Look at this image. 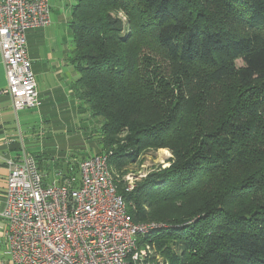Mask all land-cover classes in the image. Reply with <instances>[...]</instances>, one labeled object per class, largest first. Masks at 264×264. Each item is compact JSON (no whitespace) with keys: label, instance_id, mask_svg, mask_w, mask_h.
Masks as SVG:
<instances>
[{"label":"trees","instance_id":"1","mask_svg":"<svg viewBox=\"0 0 264 264\" xmlns=\"http://www.w3.org/2000/svg\"><path fill=\"white\" fill-rule=\"evenodd\" d=\"M68 23L111 172L171 154L125 194L135 221L166 224L139 241L151 260L264 264V0H77Z\"/></svg>","mask_w":264,"mask_h":264},{"label":"built area","instance_id":"2","mask_svg":"<svg viewBox=\"0 0 264 264\" xmlns=\"http://www.w3.org/2000/svg\"><path fill=\"white\" fill-rule=\"evenodd\" d=\"M49 24V0H0V55L14 110L40 106L25 35ZM4 163L1 217L12 264H162L139 241L163 223L135 221L125 196L142 177L113 174L108 154L77 161L59 184L45 183L32 156Z\"/></svg>","mask_w":264,"mask_h":264},{"label":"crops","instance_id":"3","mask_svg":"<svg viewBox=\"0 0 264 264\" xmlns=\"http://www.w3.org/2000/svg\"><path fill=\"white\" fill-rule=\"evenodd\" d=\"M30 30L25 35L26 45H29L34 39ZM40 39L41 36L38 39V43ZM32 53L34 54L33 50ZM37 53L39 52L37 51ZM27 55L36 80L40 106L20 110L13 109L11 98L5 92L7 89L6 76L0 55V261H3L4 264H12L7 254L5 242L4 232L6 230V223L1 217L4 209L8 175V169L4 161L12 158L20 159L23 155L32 156L40 172L44 175L45 183L59 184L62 182L61 178L68 174L69 168L72 165L91 156L87 155L79 160L75 158L70 160L63 157H47L44 153L45 151L42 153L35 151L37 148H35L33 142L34 140H38L41 132L48 131L45 128L50 126L48 132L57 133L55 128H51L56 121H72V125H75V128L79 129V131L89 130L94 125L92 124V120H90L92 118L87 106L78 98L76 92L75 94L72 92L76 91L73 89L72 84L78 79L79 75L73 67L67 66L66 63H68L69 58H67V62L64 61V67H62L59 66V58H53L48 52L47 54L44 53L43 56L47 62H56L48 63L50 67H46L42 65L40 56L33 57L29 52H27ZM78 100L81 102V105L80 103L78 104ZM74 108H77L76 111H78L79 118L76 117L77 119H75L73 114L74 111H70L74 110ZM85 114L86 119L82 120V116ZM101 124L99 123V125ZM51 129L55 132H52ZM77 134L80 135L79 133ZM95 148L94 155L100 150L97 145Z\"/></svg>","mask_w":264,"mask_h":264},{"label":"rangeland","instance_id":"4","mask_svg":"<svg viewBox=\"0 0 264 264\" xmlns=\"http://www.w3.org/2000/svg\"><path fill=\"white\" fill-rule=\"evenodd\" d=\"M76 3L77 0H49V26H47V28H34L30 30L34 39L29 45H26L27 52H29L33 57L40 56L41 63H43L42 65L50 67L48 63H56L55 61L47 62L44 59L43 54H47V52L50 53L53 58H59V66L62 67H64V61L67 62V58H70L72 35L68 22L71 19L72 7H74ZM125 29H127V27ZM40 36L41 39L38 43ZM32 50L34 51V54L32 53ZM37 51L39 53H37ZM66 64L68 67L72 68L69 62ZM233 64L235 69L243 66L241 59H236ZM229 83L231 85L233 80L231 79V82ZM72 92L75 94L77 91ZM79 103L81 105V102L78 100V104ZM76 109L77 108L70 110L71 112L74 111L73 114L75 119L78 117V111H76ZM85 119L86 114L82 116V120ZM90 120H92L94 127L89 130L87 129L86 131H79V129L75 128V125H72V121H56L55 124L51 126V128H55L57 133L53 134L48 132L50 130V126L45 128V130L48 131L41 132L39 134L38 140H34L33 142V144H35V148H37L35 151H39L40 153L45 151L44 153L47 157H63L69 158L70 160L72 158L79 160L83 158V156L87 155L93 156V153L96 150L95 146L97 145V147H99L98 141L100 132L98 127L100 126L99 123H101V121H99V118H97V120ZM51 131L55 132L53 129H51ZM163 150L167 152V155H161V151ZM170 158L171 154L169 150L164 148L158 150H145L135 160L129 161L128 164L124 165L119 171L115 172V174L119 175V177L126 176L127 174L133 176L140 175L142 178L136 182L134 187L136 188L137 185L148 179L150 174L159 173L160 171H164V169L168 168L170 164ZM150 222H155L157 224L161 223L152 220H150ZM163 224L159 225L164 227L166 224Z\"/></svg>","mask_w":264,"mask_h":264},{"label":"clouds","instance_id":"5","mask_svg":"<svg viewBox=\"0 0 264 264\" xmlns=\"http://www.w3.org/2000/svg\"><path fill=\"white\" fill-rule=\"evenodd\" d=\"M114 19L119 20L122 24L127 21V16L123 10H114L109 13Z\"/></svg>","mask_w":264,"mask_h":264},{"label":"bare ground","instance_id":"6","mask_svg":"<svg viewBox=\"0 0 264 264\" xmlns=\"http://www.w3.org/2000/svg\"><path fill=\"white\" fill-rule=\"evenodd\" d=\"M161 155L163 156V155H167V152L166 151H161ZM161 157V156H160ZM162 159V158H161ZM159 161V160H158Z\"/></svg>","mask_w":264,"mask_h":264}]
</instances>
